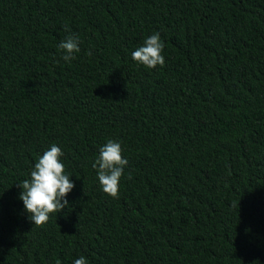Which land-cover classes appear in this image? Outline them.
I'll return each mask as SVG.
<instances>
[{"label":"trees","instance_id":"trees-1","mask_svg":"<svg viewBox=\"0 0 264 264\" xmlns=\"http://www.w3.org/2000/svg\"><path fill=\"white\" fill-rule=\"evenodd\" d=\"M154 31L149 69L131 52ZM108 139L128 160L115 197L92 168ZM52 143L75 187L37 226L19 183ZM80 255L264 264V0H0V264Z\"/></svg>","mask_w":264,"mask_h":264},{"label":"clouds","instance_id":"clouds-1","mask_svg":"<svg viewBox=\"0 0 264 264\" xmlns=\"http://www.w3.org/2000/svg\"><path fill=\"white\" fill-rule=\"evenodd\" d=\"M80 43L79 36L74 33L62 39L57 45L61 51V59L65 62L74 60L75 54L80 51ZM163 50L164 42L160 33L154 31L145 37L140 46L132 50L131 58L137 64L152 69L164 64ZM88 54L91 55V52ZM62 156L61 147L52 143L35 161L29 179L19 183L22 189L19 199L34 225L46 223L51 213L62 211L69 206L66 197L74 189L75 183L71 179L72 176L65 171ZM127 164L128 160L122 156L119 140L108 139L99 147L92 168L96 170V177L103 192L117 196ZM72 264H88V260L84 255H80L73 259Z\"/></svg>","mask_w":264,"mask_h":264}]
</instances>
